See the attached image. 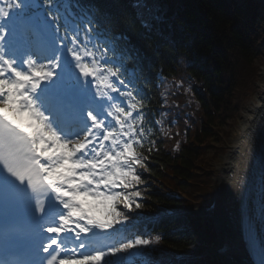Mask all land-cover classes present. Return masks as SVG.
<instances>
[{
  "label": "trees",
  "instance_id": "trees-1",
  "mask_svg": "<svg viewBox=\"0 0 264 264\" xmlns=\"http://www.w3.org/2000/svg\"><path fill=\"white\" fill-rule=\"evenodd\" d=\"M144 1L96 0L149 65L154 95L148 106L162 128L138 150L146 158L143 167L137 165L141 207L129 212L119 206L129 220L114 226H132L152 242L132 248L138 264H165L179 255L186 256L181 264H218L207 252L217 243L211 224L193 211L165 212L170 206L191 208L209 189L211 163L224 150L213 140L229 134L225 127L238 119L258 80L256 61L264 46L259 1Z\"/></svg>",
  "mask_w": 264,
  "mask_h": 264
},
{
  "label": "snow or ice",
  "instance_id": "snow-or-ice-1",
  "mask_svg": "<svg viewBox=\"0 0 264 264\" xmlns=\"http://www.w3.org/2000/svg\"><path fill=\"white\" fill-rule=\"evenodd\" d=\"M13 7L21 10L19 20L23 23L31 21L25 14L27 10L37 7L48 10L49 19L58 18L51 12L54 0L27 3L16 0L14 5H8L7 11L0 7V198L17 203L28 195L34 216L58 219L59 226L44 229L56 233V238L49 236L50 243L42 245L44 252L51 249L47 264H56L58 256L53 253L65 251L67 256V251L59 247L65 240L70 239L73 252L76 248L86 249L89 243L85 238L89 234L110 230L115 224L129 220L120 205L129 212L133 204L141 207L137 202L141 192L135 186L142 183L137 165L143 167L142 160L146 159L137 151V145L141 144L138 136L143 129L137 133L130 122L140 100L132 91L122 92L111 82L104 94L93 91L92 81L97 77L107 80L120 75L119 69L105 66L111 62L107 55L98 58L93 51L85 49V55L81 56L79 49L65 45L78 72L70 70L71 62L69 70H56L61 68L58 51L43 58L31 54L27 59L17 58L14 53L10 56L3 41L12 33L2 21L12 18ZM15 43L14 40L13 48ZM69 43L76 45L83 41L73 35ZM85 58H91L93 66L82 63ZM41 59L47 63H40ZM89 76L92 80L87 79ZM124 83L119 81L120 85ZM112 93L128 99V110L122 103H113L118 97ZM42 191L48 193L46 199L36 198L33 203L32 193ZM85 198L103 207L111 219L92 217ZM61 236L65 239L61 240ZM155 239L158 241L160 237ZM151 243L137 237L106 251L93 250L92 255L80 253L81 259L72 264L89 261L105 264L107 256L116 257L125 250L146 248ZM52 245L58 247L51 248ZM59 264H68L67 259H60ZM260 264H264V248H261Z\"/></svg>",
  "mask_w": 264,
  "mask_h": 264
},
{
  "label": "bare ground",
  "instance_id": "bare-ground-1",
  "mask_svg": "<svg viewBox=\"0 0 264 264\" xmlns=\"http://www.w3.org/2000/svg\"><path fill=\"white\" fill-rule=\"evenodd\" d=\"M259 73L256 102H251L244 110L238 128L230 138L229 153L222 155L215 167L223 172L220 176L221 191L227 195L228 188L235 189L230 170H236V183L240 181L243 187L236 185V194L239 193L236 198V229L238 227L245 235L249 246H258L261 250L264 248V67ZM218 213L217 224L221 234L236 236L234 222L225 219L224 211ZM234 264H255L252 251L236 257Z\"/></svg>",
  "mask_w": 264,
  "mask_h": 264
},
{
  "label": "rangeland",
  "instance_id": "rangeland-1",
  "mask_svg": "<svg viewBox=\"0 0 264 264\" xmlns=\"http://www.w3.org/2000/svg\"><path fill=\"white\" fill-rule=\"evenodd\" d=\"M258 11L260 12V17L262 19V24L264 26V0H259ZM256 62L260 67V70H259L260 72L261 68L264 67V46H263L262 51L258 55V59ZM259 80H260V77L258 78V81L255 82V85L249 90L247 96L245 97L243 108L239 112V118L236 119V121L231 122L229 127H225L226 129H230L229 134L226 137L223 135H220L219 139L213 140V144L215 145L214 147H218V149L220 148L224 149L223 151H218L216 159L212 161L211 163L212 171H213V179H214L215 184L217 185L219 184L220 186H222L221 181H220V176L223 175V172L221 171V169H218L215 167V163L219 161L220 157L223 154L229 153L230 138L235 132V130H237L238 128V124L242 118L244 110L251 104V102H256V93L258 89L257 84ZM234 167L236 166L234 165ZM230 177L232 178L235 189L234 188L231 189V187L228 188L227 190H229L228 191L229 195L222 193L221 189L219 191L216 190L217 192L214 194V197H213L214 207L210 208V210H216V211L214 214H212L211 221L214 225V228H215V231L218 237L223 236L222 239L226 241L229 254H232L233 256L238 257L243 254H248L250 252V249H249L250 246H249L248 240L245 239V235H243V233L239 231L240 229H238V227L236 229V198H237V195H239V193L236 194V185L237 187L240 185L242 189L243 188L242 183L240 181L236 183V170L234 168L230 170ZM227 187L229 186L227 185ZM129 191H132V190H129ZM247 191L248 190L244 191V193H247ZM140 198H137V202L140 201ZM132 206L134 207L135 204H133ZM200 210H202V208H200ZM221 210H224L225 213L223 214L225 216V219H227L228 222L231 220L234 222V225L233 224L232 225L237 233L236 236L229 237L227 234H224V235L221 234L222 231L220 230L219 225L217 224V215L219 214L218 212H220ZM167 211L170 212L171 208H168ZM219 250L220 248L218 247V243L215 247L208 249V251L211 253L213 251L217 252ZM222 263L226 264L224 260Z\"/></svg>",
  "mask_w": 264,
  "mask_h": 264
}]
</instances>
